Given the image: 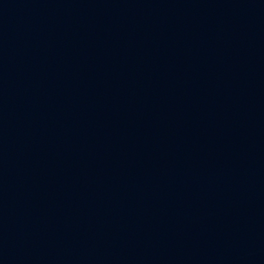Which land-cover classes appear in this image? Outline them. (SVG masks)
Returning a JSON list of instances; mask_svg holds the SVG:
<instances>
[{
    "label": "water",
    "instance_id": "95a60500",
    "mask_svg": "<svg viewBox=\"0 0 264 264\" xmlns=\"http://www.w3.org/2000/svg\"><path fill=\"white\" fill-rule=\"evenodd\" d=\"M0 264H264V0H0Z\"/></svg>",
    "mask_w": 264,
    "mask_h": 264
}]
</instances>
